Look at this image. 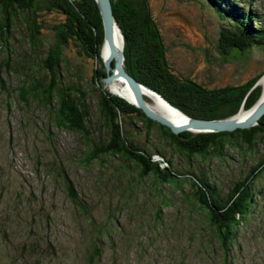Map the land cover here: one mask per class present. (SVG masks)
<instances>
[{
	"label": "rangeland",
	"instance_id": "374dc122",
	"mask_svg": "<svg viewBox=\"0 0 264 264\" xmlns=\"http://www.w3.org/2000/svg\"><path fill=\"white\" fill-rule=\"evenodd\" d=\"M248 1L264 17V0ZM148 3L168 47L170 65L180 75L207 85H227L239 84L264 72V47L260 45L245 51L233 50L226 59L222 57L218 37L225 21L209 0ZM41 18L50 24L62 15L46 11ZM42 30L38 53L43 55L56 43V38L50 27ZM121 37L119 46L124 45ZM10 48V72L0 60V264H11L13 258L14 264H88V252L101 239L92 223L103 226L112 209L118 213L116 204H124L128 209L119 214L118 227L113 220H107L112 227L103 232V255L98 264H225L219 240L202 221L197 206L188 202L189 184L185 185L183 196L173 187L165 189L164 193L170 196L169 206L163 208L160 217L156 215L157 205L155 210L150 208L151 200H158L152 198L150 178L137 184V199L127 203L122 187L136 180L135 166L126 172L122 170L119 183L115 182L116 173L125 166L120 160L102 159L85 166L86 145L80 134L57 128L49 110L19 102L15 90L21 78L15 70L33 63V70L40 76L37 67L41 60L30 47L22 25L14 31ZM103 58L99 62L103 63ZM99 62L86 54L79 42L70 40L63 48L59 75L66 86H80L88 94L93 111L90 123L97 131L101 122L97 114L95 67L105 70ZM147 98L153 105L152 99ZM158 132L154 129L148 134L143 129L140 140L155 160L163 161L156 153ZM165 152L170 156L171 151ZM224 153L222 157L190 159L180 155L174 162L201 170L197 172L200 176L207 173L210 182L227 196L235 183L264 157V137L252 149L241 142L226 147ZM51 162L66 168L82 207L70 199ZM252 186L253 210L236 234L229 264H264V171Z\"/></svg>",
	"mask_w": 264,
	"mask_h": 264
},
{
	"label": "trees",
	"instance_id": "16d2710c",
	"mask_svg": "<svg viewBox=\"0 0 264 264\" xmlns=\"http://www.w3.org/2000/svg\"><path fill=\"white\" fill-rule=\"evenodd\" d=\"M111 1L115 19L124 35L126 70L184 113L201 119L227 118L237 114L241 107L250 109L261 97L263 87L256 85V82L264 72L239 84L227 85H207L195 78L180 75L170 65L168 47L150 12L148 0ZM209 1L225 21L218 37V49L223 58L226 59L233 50L245 51L254 45L264 47V17L250 1ZM46 11L61 13L62 18L49 24L41 18ZM45 23L52 29L56 43L42 55L38 52L42 46L41 36ZM20 25L26 32L30 47L39 54L41 64L37 67L40 76L33 70V63L22 66L19 71L15 70L21 78L15 90L19 102L26 107L35 104L42 110H49L57 128L80 134L86 145L85 166L102 159L105 162L109 158L120 160L125 166L119 167L116 173L117 183L120 175L135 166L136 180H130L122 187L127 203L137 199V184L150 178L152 198L158 199L151 200L150 208L155 210L157 205L156 215L160 217L163 208L169 206L167 199L170 196L164 193L165 189L173 187L183 196L184 187L189 184L191 194L187 197L188 202L199 209L202 221L207 223L219 240L225 264H229L236 234L253 210L255 193L252 185L264 171V157L243 179L235 183L227 196L222 195L215 183L210 182L207 173L202 172L200 176L197 172L201 170H192L190 165L188 168L179 166L174 159L180 155L188 159L197 156L206 158L209 155L222 157L226 147L241 142L252 149L258 139L264 137V115L257 125L250 128L201 133L184 131L175 134L169 127L149 118L136 105L112 93L103 84L106 71L95 67L94 84L99 93L97 114L101 123L99 131L93 130L94 125L90 123L93 118L92 103L88 94L80 86H66L59 75L62 74L60 67L63 48L70 40L79 42L84 52L98 62L101 58L104 29L96 0H0V60L9 72L13 62L10 42ZM143 129L148 134L154 129L159 131L156 134L159 141L156 153L163 161L155 160L154 154L140 140ZM167 150L171 151L170 156L166 155ZM163 162L166 164L163 165ZM51 163L63 180L70 199L82 207L78 202L79 194L74 181L66 168L61 163ZM114 208H118V213L112 209L108 219L113 220L114 226L118 227L119 214L128 208L124 204H116ZM90 217L95 221L92 214ZM107 220L100 227L92 223L94 228H98L97 233L101 234V239L88 252V264H98L103 255V232L110 231L112 227ZM15 259H12L11 264L15 263Z\"/></svg>",
	"mask_w": 264,
	"mask_h": 264
},
{
	"label": "water",
	"instance_id": "95a60500",
	"mask_svg": "<svg viewBox=\"0 0 264 264\" xmlns=\"http://www.w3.org/2000/svg\"><path fill=\"white\" fill-rule=\"evenodd\" d=\"M102 17L104 29V43L108 48V55L103 58V65L106 74L103 77L104 86L115 84L117 81L122 86L117 91L109 89L112 93L124 98L131 104L136 105L144 111L151 119L169 127L175 134L184 131L195 132H221L234 131L236 129L250 128L259 123L260 118L264 115V90L261 97L250 109L241 108L239 112L227 118L201 119L194 118L184 113L181 109L174 106L162 94L138 81L125 68L124 45L118 46L116 42L115 31L119 23L115 19L111 0H96ZM123 35V32H122ZM124 38V35H123ZM258 79L256 85L260 84ZM148 90L162 99V101L171 109L180 113L183 120H177L175 117L164 114L156 107L152 106L145 97L144 91ZM244 113V114H242Z\"/></svg>",
	"mask_w": 264,
	"mask_h": 264
},
{
	"label": "bare ground",
	"instance_id": "6f19581e",
	"mask_svg": "<svg viewBox=\"0 0 264 264\" xmlns=\"http://www.w3.org/2000/svg\"><path fill=\"white\" fill-rule=\"evenodd\" d=\"M120 31H121V33H120ZM121 34H122V30L119 27H117L116 31H115V36H117L116 37L117 44H118V41H119L120 45L122 43V37L121 36H123ZM123 40H124V38H123ZM107 55H108V48L106 47V44H104L100 48V56L101 57L102 56L106 57ZM102 61H103V59H102ZM260 81H261V84L264 87V78H261ZM261 84H258V85H261ZM121 86H122V83H120V81H117L115 84L107 86V88L111 89V90H114V91H117L118 89H120ZM144 93H145V96H147V97L152 99V101H153V105L152 106L156 107L159 111H161L164 114H167V115H170L172 117H175L177 120H183L182 115L180 113H178L177 111L169 108L165 103H163V101H162V99H160V97H158L157 95H155L154 93H152V92H150L148 90H145ZM242 114H244V113H242Z\"/></svg>",
	"mask_w": 264,
	"mask_h": 264
}]
</instances>
